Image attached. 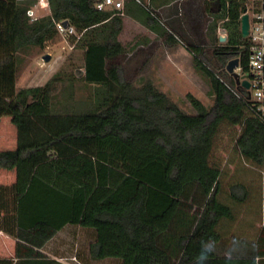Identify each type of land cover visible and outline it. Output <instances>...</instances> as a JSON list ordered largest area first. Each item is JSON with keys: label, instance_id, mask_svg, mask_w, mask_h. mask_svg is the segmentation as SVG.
I'll list each match as a JSON object with an SVG mask.
<instances>
[{"label": "trees", "instance_id": "1", "mask_svg": "<svg viewBox=\"0 0 264 264\" xmlns=\"http://www.w3.org/2000/svg\"><path fill=\"white\" fill-rule=\"evenodd\" d=\"M99 1L49 0L51 14L32 19L19 0H0V118L10 116L18 129L17 147L0 150V168L17 171L15 183L0 184V230L18 239V257L22 242L33 257L71 224L94 232L93 258L120 264H264V227L251 233L252 221L236 211L260 197L245 181L253 173L235 168L223 186L214 158L228 124L240 128L234 147L242 158L264 164V115L227 70L235 57L248 69L246 0H186L187 27L177 14L164 17L181 0H125L123 10H99ZM205 9L212 20L193 32ZM124 14L143 15L168 44L189 49L212 103L188 93L195 111L187 112L151 79L138 85L126 77L115 62L127 53L119 38ZM61 20L84 39L82 78L94 85L84 108L71 112L54 110L60 73L45 85L17 88L19 53L56 37Z\"/></svg>", "mask_w": 264, "mask_h": 264}, {"label": "rangeland", "instance_id": "2", "mask_svg": "<svg viewBox=\"0 0 264 264\" xmlns=\"http://www.w3.org/2000/svg\"><path fill=\"white\" fill-rule=\"evenodd\" d=\"M23 1L34 6V16L46 17L51 14L50 10L40 7L39 0ZM185 1L181 0L165 8L164 17L173 16L175 18L177 14L180 24L187 27L186 8L183 5ZM246 3L251 12L253 0H246ZM152 11V15L160 19L159 14ZM123 19V29L119 38L125 45L127 53L125 56L117 58L115 62L122 64L125 75L130 81L139 85L147 79H151L159 89L167 92L187 112L195 111L187 98L188 93L195 95L206 105L212 103L213 97L210 93L209 81L195 67L192 54L184 44H168L163 33L150 27L145 22L143 15L135 17L124 14ZM209 19L212 20V15L205 9L203 16L201 13L196 21L194 19L191 23L193 26V28L191 26V30L193 32L197 29L202 30ZM162 21L166 22L165 19ZM219 28L226 29L224 22H220ZM193 32L188 34L195 37ZM218 34L220 37V31ZM224 35L228 40L227 29ZM205 40L207 41V38ZM227 40L223 42H227ZM85 48L86 43L81 38V34L66 35L58 32L56 37L49 40L44 46L32 45L21 51L19 53L17 88L45 85L60 73L61 79L55 82L56 88L53 91L54 110L56 112H71L83 109L84 102L88 101L94 91V85L87 83L82 78ZM46 53L51 54L49 60L44 59ZM239 130L238 126L233 127L228 124L222 126L216 137L214 158L223 168L221 178L223 186L226 184L229 187L228 182H230L232 170L235 168H249L247 175H250V172L253 173L251 178L247 177L245 181L252 182L250 191L258 192L257 190H259L260 197L253 194L251 202L237 205L236 211L241 220H246L247 223L252 221L254 225L250 232L257 234L258 230L264 227V164L256 165L247 161L235 149L234 142ZM17 141L18 129L16 125L12 123L10 116H2L0 118V150L16 148ZM250 168H257V171L250 170ZM254 175L257 178L253 182ZM75 240L74 243L70 239L76 249L73 251L74 254L77 253L84 258L88 257L87 251L83 248L81 236ZM64 255L69 256V252H65ZM75 260L73 258L71 261L76 264H79L78 262L81 260L84 261L82 258H78V262ZM101 264H120V262L115 258H105Z\"/></svg>", "mask_w": 264, "mask_h": 264}, {"label": "crops", "instance_id": "3", "mask_svg": "<svg viewBox=\"0 0 264 264\" xmlns=\"http://www.w3.org/2000/svg\"><path fill=\"white\" fill-rule=\"evenodd\" d=\"M15 149V148H14ZM17 180L16 168L7 169L0 168V184L11 185ZM81 236L83 248L88 253V257L84 258L74 254L75 238ZM70 239L73 241L71 242ZM95 240V234L92 230L83 228L79 225H66L63 229L59 230L52 238H50L41 248H38L39 253L33 257L25 256L29 251L26 243H21L19 246L21 257L17 256L18 239L10 236L0 230V264H5L4 260H12V264H34V260H38L37 264H76L73 261L75 258L84 259L78 262L79 264H101L103 259L93 258L90 252V246ZM69 252V256L64 255ZM78 252V251H76ZM79 256V257H78ZM72 260V261H71Z\"/></svg>", "mask_w": 264, "mask_h": 264}, {"label": "built area", "instance_id": "4", "mask_svg": "<svg viewBox=\"0 0 264 264\" xmlns=\"http://www.w3.org/2000/svg\"><path fill=\"white\" fill-rule=\"evenodd\" d=\"M19 2L27 9L32 19L38 17L34 16L32 4H27L23 0H19ZM39 5L43 9L50 10L49 0H39ZM96 6L99 10H123L125 0H100ZM252 7L251 12L249 6L246 8L250 23L247 38L250 44L248 69L243 72L240 65L236 71L239 73L241 81L244 79L249 81V88H245L249 92L250 99L258 105V109L264 115V0H253ZM56 27L58 32L62 34L72 35L76 33L75 27L69 23L66 25L64 20L58 21Z\"/></svg>", "mask_w": 264, "mask_h": 264}, {"label": "water", "instance_id": "5", "mask_svg": "<svg viewBox=\"0 0 264 264\" xmlns=\"http://www.w3.org/2000/svg\"><path fill=\"white\" fill-rule=\"evenodd\" d=\"M65 24H68V21L65 20ZM249 27H250V23H249V14L247 12V10L245 9V12L242 14L241 16V31H242V36L243 38L247 39L248 38V34H249ZM219 31L221 33L220 35V40L221 42L226 41L227 37L224 35L226 29L225 28H219ZM51 58V54L50 53H46L44 55V59L45 60H49ZM240 66V59L238 57L232 58L228 64H227V70L228 72H230L235 78L238 84L243 85L246 88H249L250 83L247 79L244 80H240V76L239 73L236 71V68H238Z\"/></svg>", "mask_w": 264, "mask_h": 264}]
</instances>
